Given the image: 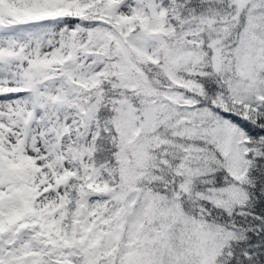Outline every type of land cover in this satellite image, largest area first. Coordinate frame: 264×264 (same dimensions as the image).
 I'll return each mask as SVG.
<instances>
[{
  "label": "snow or ice",
  "instance_id": "1",
  "mask_svg": "<svg viewBox=\"0 0 264 264\" xmlns=\"http://www.w3.org/2000/svg\"><path fill=\"white\" fill-rule=\"evenodd\" d=\"M0 264H264V0H0Z\"/></svg>",
  "mask_w": 264,
  "mask_h": 264
}]
</instances>
